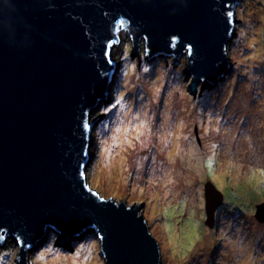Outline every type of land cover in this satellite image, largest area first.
<instances>
[{
	"label": "water",
	"instance_id": "water-1",
	"mask_svg": "<svg viewBox=\"0 0 264 264\" xmlns=\"http://www.w3.org/2000/svg\"><path fill=\"white\" fill-rule=\"evenodd\" d=\"M243 0H0V244L16 263L49 231L69 248L94 231L105 264H161L143 206L106 199L86 180L91 112L109 103L111 50L129 34L151 57L186 58L185 80L215 85L231 67L228 44ZM197 130V129H196ZM198 138V137H197ZM224 194L205 185L213 229ZM255 217L264 223V202ZM64 240V241H62Z\"/></svg>",
	"mask_w": 264,
	"mask_h": 264
},
{
	"label": "rangeland",
	"instance_id": "rangeland-1",
	"mask_svg": "<svg viewBox=\"0 0 264 264\" xmlns=\"http://www.w3.org/2000/svg\"><path fill=\"white\" fill-rule=\"evenodd\" d=\"M120 42L112 53L117 69L109 103L90 116L97 124L86 158L87 182L106 199L143 206L161 264H264V223L255 217L257 203L264 202V0L238 6L227 47L229 72L215 85H204L201 95L203 82L196 96L189 91L193 75L185 80V57H151L145 41L133 52L126 33ZM216 167L234 168L237 181L243 171L250 178L254 172L255 184L250 182L243 200L255 204L232 209V200L241 196L231 194L237 184L216 181ZM212 177L228 202L217 211L213 229L205 222L204 189ZM180 216L184 224L175 219ZM13 238L1 244L0 264H19L21 246ZM61 238L49 231L27 251L26 264H105L94 231L80 242L68 241L69 248L56 246ZM242 245L239 254L232 252Z\"/></svg>",
	"mask_w": 264,
	"mask_h": 264
},
{
	"label": "trees",
	"instance_id": "trees-1",
	"mask_svg": "<svg viewBox=\"0 0 264 264\" xmlns=\"http://www.w3.org/2000/svg\"><path fill=\"white\" fill-rule=\"evenodd\" d=\"M204 96V95H203ZM204 103H207V101H206V99L204 98ZM203 105V104H202ZM201 105V101H198L197 100V106L198 107H200V106H202ZM200 112V110L199 111H197V114ZM198 125V124H197ZM187 160H191V159H187ZM209 161H212L211 159L209 160ZM207 162V161H206ZM207 164H208V162L206 163V166H207ZM216 166V165H215ZM216 169H217V172H218V180H216L215 178H213L212 177V179L210 180L211 182H213L214 183V180L213 179H215L216 181H218V182H220V183H222V184H225V183H227V182H230V184H233V185H235V184H237V187L235 186L234 187V189H236V190H231V194L234 196V195H241V196H239L238 198L236 197V199H234V200H232V202H233V204H232V209H236V210H243L245 207H247V208H249L251 205H253V204H255V203H252L250 206H248L249 205V200H247V201H245V200H243L244 198H246V196L244 197V195H245V192L247 191V192H249V191H251V189H250V187H248V186H250L249 184H250V182H252L253 184H255L254 182H255V177H256V174L254 173V172H251V175H253V178H250L251 176H249V174L250 173H248V172H244L243 171V176L241 177V179L239 180V181H237V177H236V174H235V169L234 168H232V169H228V170H222V169H218L217 167H216ZM195 174H197V172H194ZM198 175V174H197ZM193 174H190V175H188V178L189 179H191V178H193ZM263 176H264V173H263ZM208 180V182H209V179H207ZM244 180V181H243ZM244 183H243V182ZM249 181V182H248ZM147 183H149V182H147ZM207 183V182H206ZM240 184V185H239ZM214 185H215V183H214ZM216 187H217V185H215ZM204 189H205V187H204ZM223 193V192H222ZM226 199V194L224 195V202H223V204L219 207V209L218 210H221V209H223V205L227 202V200H225ZM246 199H248V198H246ZM228 203V202H227ZM257 204H260V203H257ZM225 209V208H224ZM184 213V212H183ZM217 215H220V213L219 212H217ZM217 215H216V218H217ZM185 217H186V214H185ZM184 217L183 216H180V217H175V219H177V220H180V221H182V224H184L185 223V221H184V219H183ZM206 220V219H205ZM190 255H187L186 257H185V261H187V259H188V257H189ZM204 258V257H203ZM183 264V263H182ZM185 264V263H184Z\"/></svg>",
	"mask_w": 264,
	"mask_h": 264
},
{
	"label": "bare ground",
	"instance_id": "bare-ground-1",
	"mask_svg": "<svg viewBox=\"0 0 264 264\" xmlns=\"http://www.w3.org/2000/svg\"><path fill=\"white\" fill-rule=\"evenodd\" d=\"M121 43V42H120ZM120 43L118 44V45H120ZM123 43H121V45H122ZM141 45H142V43H141ZM115 48V46H113V49ZM113 49L111 50V56H112V53H113ZM161 57H163V56H161ZM166 57V56H165ZM115 76V75H114ZM113 82V81H112ZM90 120H91V118H90ZM184 122H186L185 120H184ZM179 124H181V125H179ZM179 124H177V125H179V127H181V126H183L182 125V123H179ZM178 129H180L181 130V128H178V127H176V130L178 131ZM183 130V129H182ZM190 160H187V162H189ZM233 240L235 241L236 239H238L239 237H235L234 235H233ZM9 238V237H8ZM12 239L13 240H15L13 237H12ZM17 242V241H16ZM4 246V245H3ZM0 247H1V245H0ZM243 249V245H242V248L238 251V250H233L232 252L233 253H235V254H239L240 253V251ZM263 264V263H262Z\"/></svg>",
	"mask_w": 264,
	"mask_h": 264
},
{
	"label": "clouds",
	"instance_id": "clouds-1",
	"mask_svg": "<svg viewBox=\"0 0 264 264\" xmlns=\"http://www.w3.org/2000/svg\"><path fill=\"white\" fill-rule=\"evenodd\" d=\"M123 33H124V32H123ZM120 41H121V34H120ZM119 43H120V42H119ZM119 43H118V44H119ZM261 203H262V202H261ZM1 244H3V243H1ZM1 244H0V245H1Z\"/></svg>",
	"mask_w": 264,
	"mask_h": 264
},
{
	"label": "flooded vegetation",
	"instance_id": "flooded-vegetation-1",
	"mask_svg": "<svg viewBox=\"0 0 264 264\" xmlns=\"http://www.w3.org/2000/svg\"><path fill=\"white\" fill-rule=\"evenodd\" d=\"M217 223V222H216Z\"/></svg>",
	"mask_w": 264,
	"mask_h": 264
}]
</instances>
